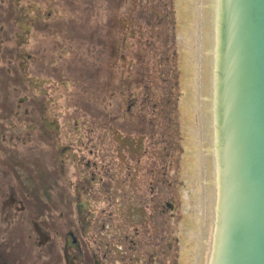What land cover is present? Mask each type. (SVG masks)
<instances>
[{
  "label": "rangeland",
  "instance_id": "obj_1",
  "mask_svg": "<svg viewBox=\"0 0 264 264\" xmlns=\"http://www.w3.org/2000/svg\"><path fill=\"white\" fill-rule=\"evenodd\" d=\"M3 107L20 143L13 161L23 165L11 166V183L25 187L16 198L27 207L17 213L11 205L8 220L22 237L13 259L37 261L35 222L60 247L57 235L69 239L76 220L81 241L84 223L93 224L90 232L101 223L107 243L120 242L118 258L108 255L105 264H199L192 0H0ZM88 136L106 140L107 175L91 193H76L67 147ZM131 145L140 157L154 149L144 158L153 176L137 168ZM35 207L40 217L30 219ZM131 236L140 244L126 251Z\"/></svg>",
  "mask_w": 264,
  "mask_h": 264
},
{
  "label": "water",
  "instance_id": "obj_2",
  "mask_svg": "<svg viewBox=\"0 0 264 264\" xmlns=\"http://www.w3.org/2000/svg\"><path fill=\"white\" fill-rule=\"evenodd\" d=\"M192 11L199 264H264V0H192ZM208 22L205 34L203 27ZM210 27L214 38L206 48L202 39L205 34L208 43ZM204 55L211 62L213 81L209 82V88L203 86L202 80ZM204 102L210 104V113L207 108L203 111L205 126L211 128L215 122L217 130L220 127L221 132L232 133L230 141L220 140L223 150L214 157L217 172L212 181L203 174L202 167L205 149L200 117ZM216 136L219 139L218 131ZM217 150L212 147V154ZM207 184L213 185L206 195ZM206 217L210 225L204 232ZM203 250L204 253L207 250L204 256Z\"/></svg>",
  "mask_w": 264,
  "mask_h": 264
},
{
  "label": "flooded vegetation",
  "instance_id": "obj_3",
  "mask_svg": "<svg viewBox=\"0 0 264 264\" xmlns=\"http://www.w3.org/2000/svg\"><path fill=\"white\" fill-rule=\"evenodd\" d=\"M18 47L21 54L19 58H22L26 50L21 45ZM11 115L9 108H0V198L4 202V206L0 208V264H12L10 255L15 250L17 243L22 242L19 228L13 227L15 222L10 224L8 220L9 217L14 215L11 205L15 206L17 213L25 210L23 201L16 198V194L21 195L23 190L21 184L14 185L11 183L14 178L11 176V172H13L11 166H23L22 160L19 161L18 165L13 161V156L17 154V147L20 143L16 140H11ZM18 122L22 123L21 119L18 118ZM84 127L88 126L84 125ZM90 138L91 136H88L86 139L70 142L72 167L74 168L70 175V190L72 192L77 193V191L80 192L83 189H87L86 192L91 193L96 182L104 183L106 166L101 164L100 154L98 157L99 162L94 161L92 163L91 158L95 155V151L92 149L88 150L92 145V140H94ZM103 144L104 141L99 140L97 142L94 141L93 146L100 147ZM84 211L86 212L87 209ZM87 215L90 217L89 211ZM2 219L4 220L2 221ZM75 222L77 221L70 220L69 233L67 232L70 236L69 239H67V235H57L63 241L60 247H56L57 239L53 240L50 234L38 222H35L36 231H39L41 236V239L37 241L39 256L36 262L33 261L30 264H63V262L65 264H105L109 251L112 249V246L104 238L106 224L96 223V229L90 232V227L93 224L84 223L87 234H81L84 239L81 241L77 233V229L80 226L79 228L75 226ZM127 240L134 245L132 249L137 250L140 243L134 240L133 236L127 237ZM48 244L52 246L47 247L48 254L46 255L44 247ZM148 244L150 243H143L144 249L147 251H149ZM113 245L116 247V244ZM117 246H119V242Z\"/></svg>",
  "mask_w": 264,
  "mask_h": 264
}]
</instances>
